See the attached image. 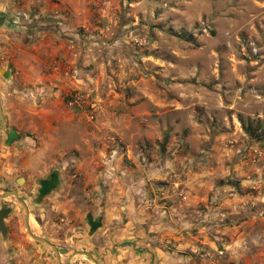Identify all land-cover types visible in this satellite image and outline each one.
<instances>
[{
  "label": "rangeland",
  "instance_id": "374dc122",
  "mask_svg": "<svg viewBox=\"0 0 264 264\" xmlns=\"http://www.w3.org/2000/svg\"><path fill=\"white\" fill-rule=\"evenodd\" d=\"M29 1L30 10L68 8L32 24L15 1L0 12V50L13 41L32 47L44 30L46 40L56 34L75 47L90 77L71 92L84 95L80 104L65 96L59 119L41 98L18 123L24 142L11 158L18 180L9 189L27 204L32 233L81 248L104 226L92 233L88 215L103 221L104 200L123 197L120 210L133 186L136 197L162 205L167 229L194 245L187 251L197 264H264V0ZM50 49L38 65L45 73ZM5 82L0 72L2 101ZM36 91L32 102L47 95ZM147 169L153 177L144 181ZM54 170L61 186L36 203L39 181ZM4 197L6 237L16 242L21 232L56 257L30 235L24 205ZM8 246L0 264H19Z\"/></svg>",
  "mask_w": 264,
  "mask_h": 264
},
{
  "label": "crops",
  "instance_id": "0c3cea01",
  "mask_svg": "<svg viewBox=\"0 0 264 264\" xmlns=\"http://www.w3.org/2000/svg\"><path fill=\"white\" fill-rule=\"evenodd\" d=\"M15 1L16 4H19V12L25 11L23 13L32 19V24L37 22L40 25L49 24L52 22L50 19H35L52 13H61L62 10L68 8L67 5L41 3L40 7H33L30 10L28 9L31 8L29 3L32 2L29 0H24L22 5L19 0H0V5H2L0 12L5 13L4 11H8V7L14 5ZM33 18L35 19L33 20ZM36 34L42 37L32 47L22 49L20 43L13 41L10 48L4 46L0 50L1 57L8 62V66H5V68L11 70L10 79H6L5 82L7 89L4 97L6 99L2 101L7 128L0 131V194L9 188H13L11 185H15L18 180V175L13 172V168L17 163L11 158L22 153L19 142H24V134L19 129L18 123L26 122L21 118L30 114V112H35L33 103L41 98L51 100L52 108L50 112L57 115L56 118L61 117L60 107L65 105V96L69 93L71 95V92L77 89H84L90 79L84 72L85 68L81 63L82 60L84 63L85 58H80V54L78 56L75 47L64 40L58 43L57 41L60 38L56 34L55 36L52 34L54 37L49 40H46L47 33L44 30L37 31ZM46 45L51 48L52 59L49 63L51 68L45 73L41 71L38 65L43 61L42 53L44 51L42 50L45 49ZM38 89L46 90L47 95H35L39 94L36 91ZM32 91L36 92L33 98L34 102L31 101ZM30 127L32 125H27V128ZM13 128L20 133L21 138L11 145H7L6 132L8 129ZM32 164V161H30L24 165L30 167ZM148 170L146 174L142 173L140 175L145 177L144 181L146 179V181H149L153 177L150 176ZM127 190L128 194L124 200L126 204L123 207L121 206L120 210L117 209L114 203L123 202L121 201L123 197L113 195L111 198L107 197L104 200L101 206V209L105 212L102 221L104 226L91 236V239L88 235V239L79 241L82 245L81 248H76V246L74 249L66 247L68 249L66 255L61 257L56 254V257H53L50 249L38 247L21 232L17 234L16 242L13 238H7L0 232V259H4L6 247L15 244L16 247L12 246L14 248L13 254L19 264H90V262L82 259L83 255L81 253L74 255L69 261L71 253L76 251L91 252L98 264H197L196 258L192 257L190 251H187L189 249L187 247H194V245L182 243L180 237L176 235L178 231L167 229L171 225H169L170 222L167 223L165 220L162 205L158 204L156 199L148 203L145 196L136 197L134 195L136 189L133 186ZM4 205H6V197L3 196L0 197V210ZM8 233L10 234V232ZM176 239L179 241L175 242ZM169 242H172L171 246L167 244ZM240 244H242V249H240L242 251L244 243L241 242ZM225 262V264L241 263L239 259L229 258H226Z\"/></svg>",
  "mask_w": 264,
  "mask_h": 264
},
{
  "label": "water",
  "instance_id": "95a60500",
  "mask_svg": "<svg viewBox=\"0 0 264 264\" xmlns=\"http://www.w3.org/2000/svg\"><path fill=\"white\" fill-rule=\"evenodd\" d=\"M0 72L4 75V77L7 80L10 79V76H11L10 68H8V69L0 68ZM6 128H7V124H6V120H5V114H4L2 100L0 97V131L4 130ZM20 138H21V135L16 129H14V128L10 129L8 131V137L6 140V144L11 145L14 141L19 140ZM39 185H40V187L38 188V195H37V198L35 199L36 203H40L42 201L43 197L51 194L54 190H56L57 188H59L61 186L60 171L59 170L52 171L46 178L41 179L39 181ZM5 195H14L26 208V211H27L26 227H27L30 235L34 239L49 245L59 256H60V253H64V254L68 253L67 248H59L56 244H54L50 240L32 233L30 225H29L30 215H29V211H28V206L20 198V195H19V192L17 189L5 190L3 193L0 194V197H3ZM9 212H10V209L7 207V205H4L2 207V209L0 210V231L3 233L4 236H6L5 219L8 217ZM88 221L90 224V231L92 233L95 232L102 225L101 219L100 218H94L92 214L88 215ZM77 253L87 255L88 257H90L94 261L95 264H98V261L96 260V258L88 251H76L75 253H71V255L69 256V261Z\"/></svg>",
  "mask_w": 264,
  "mask_h": 264
},
{
  "label": "built area",
  "instance_id": "2783aa9c",
  "mask_svg": "<svg viewBox=\"0 0 264 264\" xmlns=\"http://www.w3.org/2000/svg\"><path fill=\"white\" fill-rule=\"evenodd\" d=\"M84 95L81 92H76L71 95V99L69 101L70 105L80 104L83 101Z\"/></svg>",
  "mask_w": 264,
  "mask_h": 264
},
{
  "label": "flooded vegetation",
  "instance_id": "af4514ba",
  "mask_svg": "<svg viewBox=\"0 0 264 264\" xmlns=\"http://www.w3.org/2000/svg\"><path fill=\"white\" fill-rule=\"evenodd\" d=\"M9 130H10V129H8L7 132H6V138L8 137V131H9ZM60 176H61V174H60Z\"/></svg>",
  "mask_w": 264,
  "mask_h": 264
},
{
  "label": "trees",
  "instance_id": "16d2710c",
  "mask_svg": "<svg viewBox=\"0 0 264 264\" xmlns=\"http://www.w3.org/2000/svg\"><path fill=\"white\" fill-rule=\"evenodd\" d=\"M247 130H249V129H247Z\"/></svg>",
  "mask_w": 264,
  "mask_h": 264
}]
</instances>
